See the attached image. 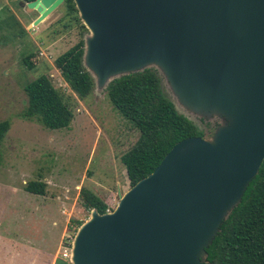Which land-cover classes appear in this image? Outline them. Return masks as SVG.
I'll return each mask as SVG.
<instances>
[{"label":"water","instance_id":"water-1","mask_svg":"<svg viewBox=\"0 0 264 264\" xmlns=\"http://www.w3.org/2000/svg\"><path fill=\"white\" fill-rule=\"evenodd\" d=\"M74 1L97 89L155 68L183 108L220 124L176 143L113 211L93 209L71 263L209 264L207 248L264 161V0ZM63 2H28L34 25Z\"/></svg>","mask_w":264,"mask_h":264},{"label":"rangeland","instance_id":"rangeland-1","mask_svg":"<svg viewBox=\"0 0 264 264\" xmlns=\"http://www.w3.org/2000/svg\"><path fill=\"white\" fill-rule=\"evenodd\" d=\"M39 15L24 0H0V121L11 122L0 149V243L11 237L14 241L27 238L35 248L41 249L39 238L46 227L48 236L44 247L52 252L43 254L32 248L30 260H22L21 246L14 245L11 252L10 244L7 249L0 244V256L6 259H3L5 264L55 262L62 244L77 233L80 227L77 221L85 222L91 217L92 211L84 206L80 194L82 188L102 196L108 211H113L131 187L121 158L140 136L114 107L107 89L95 87L82 99L70 89L56 66L57 57L82 37L85 39L89 30L82 31L73 25L64 2L45 21L34 25ZM26 59L34 66L30 68ZM41 75L51 79L73 110L74 119L69 127L51 130L38 120L22 116L29 103L24 87ZM162 84L179 112L205 129L206 137H211L213 134L209 135L206 124L217 128L220 119L205 121L189 112L179 104L164 78ZM31 180L48 184L47 198L25 190ZM58 196L62 199L54 202L52 197ZM66 201L71 210L67 211L69 219H63L62 226L66 229L68 224L69 228L60 238L56 231L59 226L47 217L57 211L56 203L58 213L63 216L61 208H68Z\"/></svg>","mask_w":264,"mask_h":264},{"label":"trees","instance_id":"trees-1","mask_svg":"<svg viewBox=\"0 0 264 264\" xmlns=\"http://www.w3.org/2000/svg\"><path fill=\"white\" fill-rule=\"evenodd\" d=\"M26 3L34 0H24ZM67 15L82 31L83 24L74 0H64ZM72 23V22H70ZM72 25V24H70ZM85 41H80L57 57L55 63L70 89L82 99L95 88L92 74L84 66ZM29 67L34 64L26 59ZM163 77L155 68L123 75L110 82L107 93L114 107L139 131L136 143L123 154L131 186L154 171L166 154L181 140L206 135V131L178 112L163 88ZM29 103L22 116L38 120L51 130L67 128L74 112L65 96L51 79L41 75L24 87ZM209 135L216 126L207 123ZM9 120L0 121V149L10 130ZM48 184L41 180L26 183L25 190L46 195ZM81 196L88 210L106 213L105 199L96 192L82 188ZM80 226L83 222L77 221ZM73 237V236H72ZM209 264H264V161L258 175L246 189L242 201L223 222L220 232L207 248Z\"/></svg>","mask_w":264,"mask_h":264},{"label":"crops","instance_id":"crops-1","mask_svg":"<svg viewBox=\"0 0 264 264\" xmlns=\"http://www.w3.org/2000/svg\"><path fill=\"white\" fill-rule=\"evenodd\" d=\"M48 190H49V186L47 187V193H46V195H36V196H40V197H44V198H47L48 197ZM67 194V193H66ZM33 195H35V194H33ZM68 195V194H67ZM66 195V196H67ZM65 196V197H66ZM61 197L60 196H58V197H52V199L54 200L55 199V201L54 202H56V200H58V199H60ZM62 199V198H61ZM67 206H68V208H65V207H62L61 208V213H62V215L63 216H60V214L58 213V211L60 210L59 209V206L57 205V203H56V206L58 207V209H57V211L55 212V214L54 215H49L47 218H48V221H52L53 222V225H56V226H59V228L56 230L57 231V233H59V236H60V238H61V235H63L65 232H66V230H67V228H69V226H68V224L66 225V229H64V226H62V220L63 219H69V218H67L66 216V214H67V211H69V210H71V208H70V205H69V202L68 201H66V202H64ZM70 208V209H69ZM45 211H46V208H45ZM65 215V216H64ZM69 221V220H68ZM47 228L45 227V229L42 231V235H40V240H39V242L41 243V245L40 246H42L43 248H41V249H39L38 247H36L35 248V246H34V243H33V241L31 240V239H27V238H25V241H23L22 239L20 240V241H14L13 240V238L11 237V239L9 240V241H5L4 240V243H0V244H2L1 246L4 248V249H7V244H10V249H11V252L13 251V246L14 245H17L18 247H22L23 248V251H21V255H22V260H24L23 258H28V260H30V257L28 256L29 255V253H30V251L32 250V248H34L35 250H38V251H41V253H43V254H48V253H51L52 251L51 250H48V249H46L45 247H44V244H46V241H47V230H46ZM16 246V247H17ZM33 249V250H34ZM58 254H59V252H58ZM58 256V255H57ZM1 257V256H0ZM6 260L5 258H0V264H5L4 263V260ZM6 262V261H5ZM32 264V262L31 261H26V262H24V264ZM55 262H52L51 264H54Z\"/></svg>","mask_w":264,"mask_h":264},{"label":"built area","instance_id":"built-area-1","mask_svg":"<svg viewBox=\"0 0 264 264\" xmlns=\"http://www.w3.org/2000/svg\"><path fill=\"white\" fill-rule=\"evenodd\" d=\"M72 241L73 239L68 240L66 243L62 244V250L59 252L58 256L63 258L68 262V264L71 263V250H72Z\"/></svg>","mask_w":264,"mask_h":264}]
</instances>
